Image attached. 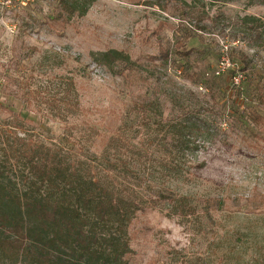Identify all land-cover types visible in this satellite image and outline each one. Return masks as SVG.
Listing matches in <instances>:
<instances>
[{"label": "rangeland", "instance_id": "374dc122", "mask_svg": "<svg viewBox=\"0 0 264 264\" xmlns=\"http://www.w3.org/2000/svg\"><path fill=\"white\" fill-rule=\"evenodd\" d=\"M245 15L261 21L260 36ZM108 49L133 63L129 82L123 64L92 60ZM261 85L264 0H94L82 15L59 0H0V157L42 142L94 172L101 155H169L163 142L205 119L199 150H185L188 182L129 187L142 209L128 225V264H264ZM169 183L188 205L171 207ZM0 264L28 261L0 254Z\"/></svg>", "mask_w": 264, "mask_h": 264}, {"label": "trees", "instance_id": "16d2710c", "mask_svg": "<svg viewBox=\"0 0 264 264\" xmlns=\"http://www.w3.org/2000/svg\"><path fill=\"white\" fill-rule=\"evenodd\" d=\"M93 1L59 0L69 15H82ZM243 21L254 22L250 28L261 35L258 18L245 15ZM91 57L109 69L116 61L123 64L128 71L121 75L130 81L133 63L123 52L95 51ZM161 58L166 61L168 52ZM193 118L180 127L181 134L163 142L169 155H101L94 172L91 161L62 158L63 152L42 142L20 143L14 161L8 155L0 157V254L14 255L28 264H128V225L142 209L141 199L132 198L129 187L156 180L185 183L192 178L185 150L192 143L191 148L198 151L200 138L208 131L205 119ZM115 142L109 140V150ZM130 146L126 150L132 153L144 150ZM118 175L126 178L123 184ZM170 184L165 193L173 200L171 207L175 209L179 202L188 205L189 198L175 195ZM149 193L159 198L164 191L156 187Z\"/></svg>", "mask_w": 264, "mask_h": 264}, {"label": "built area", "instance_id": "2783aa9c", "mask_svg": "<svg viewBox=\"0 0 264 264\" xmlns=\"http://www.w3.org/2000/svg\"><path fill=\"white\" fill-rule=\"evenodd\" d=\"M229 65L230 63L228 59L223 58L218 66V69L215 71V73L220 74L221 72H224ZM231 65L234 66L235 64L232 63ZM231 78H232L231 79L232 86L236 88H240V82L243 80L242 71L236 70L234 75Z\"/></svg>", "mask_w": 264, "mask_h": 264}]
</instances>
